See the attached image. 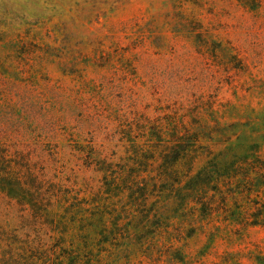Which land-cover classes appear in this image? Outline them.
<instances>
[{"label":"rangeland","instance_id":"obj_1","mask_svg":"<svg viewBox=\"0 0 264 264\" xmlns=\"http://www.w3.org/2000/svg\"><path fill=\"white\" fill-rule=\"evenodd\" d=\"M3 71L37 73L41 111L69 110L75 140L45 156L46 214L0 198V227L20 242L3 264H70L76 195L115 210L87 214L100 264H264V0H0ZM136 114L181 120L201 146L193 164L155 146L154 163L136 165L114 132ZM102 161L153 176L176 162V188L150 191L147 229Z\"/></svg>","mask_w":264,"mask_h":264},{"label":"trees","instance_id":"obj_2","mask_svg":"<svg viewBox=\"0 0 264 264\" xmlns=\"http://www.w3.org/2000/svg\"><path fill=\"white\" fill-rule=\"evenodd\" d=\"M36 74L32 71L0 72V198L5 199L8 206L18 205L20 212L38 217L41 212L46 214L53 206L51 198L45 196L46 192H42L43 186L49 183L45 172L47 162L45 156L59 154L64 147L60 141H64L68 146L71 144L69 140H75L72 139L74 127H68V116L71 113L69 110L67 116L58 114L55 117L44 110L41 111L38 105L39 80ZM56 125L57 127L61 125L59 132L56 131L57 127H54ZM114 132L120 135L118 142L123 144L124 148H129L127 153L134 154L136 165L141 161H144L146 166L152 165L155 160L151 154H155L153 148L155 146L162 148L159 154H164L161 156L163 160L169 154H176L177 159L181 154V159L191 165L196 156L191 157L190 154H197V149L201 147L195 146L197 139L189 145L190 132L181 120L174 119L163 123L159 120L150 121L143 114H136L127 120V123H121L119 130ZM59 134L70 138L57 139ZM101 164L108 167L101 168L105 185L115 189L118 184L124 183L132 190L129 196L130 212L132 218L136 215L143 216L144 229L149 227L151 221L149 216L144 215L147 198L152 195L150 191H172L181 179V175L177 176L179 172L176 162L162 165L163 170L154 176L133 168L128 171L124 170L125 167L114 170L110 162L102 161ZM153 187L158 189L151 190ZM204 187V182L196 183L191 190L200 193ZM73 200L74 204L71 205L70 211L82 228L78 229L75 235L81 245L70 249V264H100L101 258L94 253V246L89 244L90 232L85 228L87 226L85 222L89 220L87 214L110 215L115 220L113 213L115 210L109 205L107 207L98 205L94 212L86 206L85 198L79 199L76 195ZM100 222L99 225L104 228L113 224V222L107 224V221ZM114 230H117L116 226H112L108 231L112 239H115ZM104 232L106 230H103ZM8 233L0 227V264L7 262L6 255H11L16 249L13 246L20 243L11 232ZM21 246L30 248V243L25 242Z\"/></svg>","mask_w":264,"mask_h":264}]
</instances>
